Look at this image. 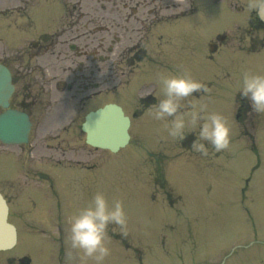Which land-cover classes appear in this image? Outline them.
<instances>
[{
	"label": "rangeland",
	"instance_id": "374dc122",
	"mask_svg": "<svg viewBox=\"0 0 264 264\" xmlns=\"http://www.w3.org/2000/svg\"><path fill=\"white\" fill-rule=\"evenodd\" d=\"M241 17H245V15ZM4 21V17H0L1 26H4ZM242 21H245V18ZM229 23L205 28V38L207 39L213 34L235 32L236 26ZM223 53L225 54L216 58H223L222 56H225L228 51H223ZM261 54L252 64H261L258 61L260 59L264 64V50ZM206 62L208 61L204 60V64ZM209 68L204 65L202 70L204 77L212 73L213 69L209 70ZM220 73L222 77L220 94L215 99L216 104L209 106L207 110L220 113L225 117L232 129L231 141L235 142L238 128L233 116L231 117V110H228L227 106L241 85L242 75L250 72L242 70L238 73L233 71L223 73L220 70ZM252 73L264 74V68L261 66V68L253 69ZM79 119L80 116L77 122H81ZM145 126L150 130L149 134L151 132L150 137H144L143 134L140 136V131L135 124L131 129V142L135 143L133 142L131 146L116 154L87 148L81 151L79 147L82 144V136L80 137L81 142L69 138L70 141H73L70 143L75 150L70 153L66 151L65 154L54 148L55 142H47L48 139L43 142L38 141L37 146L33 143L35 151L29 156L21 154L18 148L12 149L10 152L13 155L10 160L11 171L16 170L15 161L21 163L20 169L22 170V166L28 160L26 163H33L32 167H43L44 173L49 176L52 182L58 177L55 174L54 179L51 172L52 166L57 164L74 165L79 161L81 166H92V169H95L77 175L78 180L85 179L87 181V183H82L85 194L80 191L79 184V188L77 187L85 196L73 195L70 192L72 191L70 184L68 186L66 184L67 181H71V177H63L66 181L63 180L65 192L62 190L61 183L58 184L55 180L56 187H60V191L58 192L56 189L55 193L64 200L66 199L68 206L63 209V212L58 206V208L49 209V212L54 214L53 220H51L53 223H49L48 211L45 209L50 207V204L45 203L44 198L50 201L46 197V192L43 193V199L39 196L40 201L29 200L27 206H25V198L20 199V202L13 198L12 220L15 221L18 218L21 230L26 233H30L35 226L41 228L42 225L47 226L48 224L53 227L55 223L58 224V218L61 219L60 226H62L65 222L64 215L71 217L77 214L91 201L93 195L100 191L104 193L109 205L114 200H121L127 218L126 235L121 233L118 225L108 226L109 239L106 245L110 251L103 264H139V257L140 264H264V131L256 141L259 158L250 151H243L237 142H231L228 151L232 154L226 163V155H224L225 160L216 161L214 158L211 168L206 162V157L199 158L195 167L192 166L191 160L177 158L176 162L170 166L172 168H169V160L166 163L164 156L166 153L161 152L162 155L157 153L165 146L162 141L164 139L160 135H153V121L146 122ZM208 146L211 147L210 144ZM149 154L158 156L156 157L158 159ZM153 159L157 160L159 168L158 184H162L164 177L170 179L169 184L161 190L154 185L152 171L155 163ZM259 159H261V167L256 166ZM37 160L42 163H37ZM4 166L5 162L0 160V175L3 174L2 170H6ZM218 167L221 174L212 173ZM154 170L157 173V166ZM53 171L59 175L66 172L63 169ZM191 172L193 173L192 177ZM250 176L252 183L245 197L242 198L240 188L244 179ZM18 180L20 181V179H15V181ZM20 183L15 182L17 185ZM173 184L176 186H172ZM33 185L25 184V189L30 191L37 187V184ZM75 192L77 193V191ZM155 197L158 199L157 202H154ZM166 198L172 200L171 206L165 203ZM169 207H171V211ZM161 209L162 212L164 211L162 216ZM172 213L175 215L178 213L179 221L177 217H173ZM187 223L197 229L199 233L195 235L192 243L187 241L186 230L188 227H185ZM66 228H62L61 231L62 242L56 244V248H51L54 252L57 248H64L63 254L60 256L61 263L69 264L68 254L74 252L73 255L76 254L73 258L74 264H95L91 258H85L81 250H74L71 247ZM193 228L191 230L195 233ZM37 234H31L32 237H29L31 239L27 238L23 241L24 244L19 242L12 253L33 255L35 248H48L50 238ZM54 234L56 235L55 231ZM169 248L174 251L177 248L181 249L178 250V253L181 252L184 257L188 256V258L190 257V248H198L196 253L191 252V254L193 258L198 256L199 259L195 263H186ZM54 252L51 255H54ZM71 264H73L72 261Z\"/></svg>",
	"mask_w": 264,
	"mask_h": 264
},
{
	"label": "flooded vegetation",
	"instance_id": "af4514ba",
	"mask_svg": "<svg viewBox=\"0 0 264 264\" xmlns=\"http://www.w3.org/2000/svg\"><path fill=\"white\" fill-rule=\"evenodd\" d=\"M5 1L0 63L14 86L9 108L29 117L34 143L43 137L40 124L51 101L73 106L77 115L115 103L130 120L157 121L151 112L163 99L159 77L194 68L204 56L205 28L220 24L222 13L236 23V14L228 12L244 11L237 0ZM225 40L217 35L208 46L216 41L219 48ZM263 40L264 24L251 14L237 43L253 51ZM133 88L138 96L131 100ZM12 173L7 164L1 189H13ZM0 264L25 263L0 252Z\"/></svg>",
	"mask_w": 264,
	"mask_h": 264
},
{
	"label": "clouds",
	"instance_id": "9594fccd",
	"mask_svg": "<svg viewBox=\"0 0 264 264\" xmlns=\"http://www.w3.org/2000/svg\"><path fill=\"white\" fill-rule=\"evenodd\" d=\"M250 10H258L264 18V0H253ZM158 83L163 99L154 106L151 116L154 120L165 122L168 137L183 140L189 133L195 134L192 149L202 155L208 154L207 144L214 151L227 150L231 143L232 129L223 115L209 112L206 104H188L187 110L181 100L200 92L205 86L190 75H161ZM248 99L250 107L256 113H264V74L244 73L238 91ZM171 117L169 121L168 118ZM118 225L122 234H127V218L121 200L109 205L103 192H96L91 201L69 219L68 239L73 249L81 250L85 258H91L95 264H103L109 255L106 245L108 226Z\"/></svg>",
	"mask_w": 264,
	"mask_h": 264
},
{
	"label": "water",
	"instance_id": "95a60500",
	"mask_svg": "<svg viewBox=\"0 0 264 264\" xmlns=\"http://www.w3.org/2000/svg\"><path fill=\"white\" fill-rule=\"evenodd\" d=\"M10 93L9 77L6 71L0 70V105L5 107ZM128 120L121 110L114 105L87 115L83 131L87 144L101 149L116 152L128 141ZM28 127L24 121L13 116L0 120V138L10 143L25 141ZM6 207L0 198V249L9 248L15 242L14 228L6 223Z\"/></svg>",
	"mask_w": 264,
	"mask_h": 264
}]
</instances>
